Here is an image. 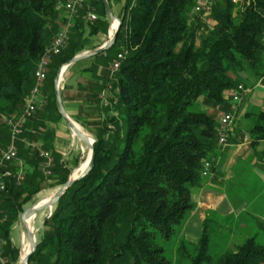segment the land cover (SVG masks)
Wrapping results in <instances>:
<instances>
[{
  "label": "trees",
  "instance_id": "obj_1",
  "mask_svg": "<svg viewBox=\"0 0 264 264\" xmlns=\"http://www.w3.org/2000/svg\"><path fill=\"white\" fill-rule=\"evenodd\" d=\"M64 1L0 0V146L9 140L8 125L2 120L22 111L23 98L35 81L37 59L60 26L57 14L65 11L58 3ZM90 1L73 17L65 48L49 62L46 100L57 118L53 92L57 70L86 50L87 34L96 35L109 23L102 0ZM111 1L106 0L110 9ZM220 1L223 5L213 8L211 30L200 35L199 45L196 25L189 23L188 16L194 0L121 3L116 39L102 53L89 56L100 64L92 62L81 69L88 80L77 82L85 92L84 101L99 111L97 96L109 79L106 67L120 54L111 81L118 89L115 101L104 107L103 117L96 112L93 165L53 203L27 264H170L164 256L165 242L193 211L192 189L210 174L218 147L219 116L200 110L198 98L226 113L227 91L236 84L247 87V72L255 79L264 76V0H239L238 6L231 0ZM87 10L96 16L90 25L83 19ZM44 111L39 108L24 120L16 141L18 155L0 198V216L5 218L0 235L5 253L14 259L19 249L10 241V229L24 205L48 179L57 186L67 180V165L52 147L54 134L44 131L50 114ZM248 133L254 144L264 139L263 111L255 114ZM24 140H39L44 150L53 152L55 166L48 178L43 177L38 151ZM206 160L210 172L202 176ZM18 169L24 180L17 186ZM200 227L190 244L193 257L188 264L211 260L205 220ZM177 253L187 256L184 243ZM214 264H264V248L250 237L232 252L223 251Z\"/></svg>",
  "mask_w": 264,
  "mask_h": 264
},
{
  "label": "rangeland",
  "instance_id": "obj_2",
  "mask_svg": "<svg viewBox=\"0 0 264 264\" xmlns=\"http://www.w3.org/2000/svg\"><path fill=\"white\" fill-rule=\"evenodd\" d=\"M123 1L124 0H122V2ZM212 1L213 2L210 5L208 10L207 9L202 10V11H199V13L193 12L194 7H192L189 10V13H188L189 23L196 25L197 31H196V36H195V40H196L195 44L197 45H199L198 42L200 39V35L206 30H211L210 28H211L212 21H213V15H212L213 8L217 7L218 4L220 6L223 5V2L220 0H212ZM194 2H196V0H194ZM238 2L234 4V6H238ZM111 5H112V1H111ZM64 14L65 13L61 11L60 9V12H58L57 14V21H61L60 26L58 27L54 35L51 36L50 40L47 42L45 47L50 43V41H52V39L55 38L56 33L63 26L65 22ZM118 15L115 17L118 18ZM91 23L92 22L88 21L87 25H90ZM116 23L109 22L108 25L105 27V29L104 30L101 29L99 32H97L98 34L96 35L87 34V39L84 42V47L86 50L83 52H86L94 48L97 49L99 47L98 46L99 43L101 42L103 43L104 41H106V39L110 37V35H112V30L114 29ZM101 45L102 44H100V46ZM261 56H263L264 58V53H261ZM91 62H96V64L98 63L100 64V62L95 59L94 61H91ZM49 64L47 66L46 73L49 69ZM112 65L113 63L109 65L108 67H106V69H108L109 79L105 81V85L102 87L101 92L97 96L98 104L102 106V109L97 111V108L92 103H90L89 105L87 102H85L83 99L85 92L81 89L77 88V90H75L74 92V95L70 97V100L72 99L74 102H76L75 104H73V107H75V111L73 115H69V113L68 114L66 113V115L69 117V119H71V121H73L76 124V127H78L82 132H84L90 138L89 141H91V139L94 138L96 124H97L96 120L98 119L96 118L97 113L100 114L98 116L103 117L104 107L112 105L111 103L115 101V95L118 93V89H113L112 82H111L113 81V76H114L113 72L115 70V69H112ZM66 68L63 69L61 76H60L61 80L58 83V91H60V95L62 93L61 82H62V78H64L63 75L65 73ZM46 73H45V80H46ZM246 74H247L246 76L247 88L250 90L252 89L254 93L264 92V87H263L264 86V76L261 78L255 79L254 77H252V75L249 72H247ZM82 75L85 76V81L83 82H86V80H88V77L85 74H82ZM45 80L44 82H47ZM49 90L50 88L47 85L46 89L43 91L44 92V95H43L44 102L42 105L43 107H40L41 109L45 110L44 111L45 115H46V112L48 113V111L50 113L45 118L46 121H45L44 131L45 132L51 131L53 134L54 130H53L52 125L58 124V123L65 124L66 133H68V139H67L68 141L65 147L66 151H64L63 154H61L55 148L54 149H55V152L57 153L56 156L58 157V159L67 165V168H68L67 173H66L67 179L70 177L74 178L78 176V173L81 171L79 168H81L86 163L89 157L90 149L86 144H84V142L80 141L75 136H73V133L70 132V129L68 128L67 123L64 119H62L61 117L57 118L55 116L54 106L50 105V102L48 99L46 100L47 95H49ZM53 92H54V85H53ZM248 95H249L248 93L245 95V97L243 98L244 101H245V98L248 97ZM263 98H264V95H263ZM60 100L62 104L61 97H60ZM198 104H199L198 108L200 110L207 111L209 114H211L215 118H217L220 115V113L223 112V109H221L219 106L216 107L210 102H205V100H202V98H198ZM47 106L49 108L48 111L46 110ZM225 108L227 112L232 113L233 108L230 109V108H227V106ZM38 109L39 108H37L35 111H37ZM56 109H57V106H56ZM252 110L254 111L255 108H252ZM109 112H111V109L109 110ZM111 113L114 114L113 112ZM11 114L14 115L13 112ZM232 115L234 114L232 113ZM76 118L81 121H75ZM100 120H103V118H100ZM108 127L110 128V130L112 129V125L110 124H108ZM9 139H10V136H9ZM8 141L9 140H7L4 146H0V149H4ZM37 141L40 143V146H39L40 149H42L43 152L49 153L48 157L50 158V162H48L47 159L42 158V156L38 154V156L42 158L41 171L43 173V177L48 178L50 176L51 168L55 166L54 157L52 155L53 152L44 150V148H42V142L39 140ZM24 142L27 145L29 143H34V142H29L28 140H24ZM15 146H16V141H15ZM16 149H17V146H16ZM11 162L12 160L8 162L6 165L8 170H10V173H12L11 168H10V166L12 165ZM213 162L215 161L212 160V164ZM46 172H49L48 175L45 174ZM17 173H22V171L18 169L15 175ZM257 175L258 174L256 173H253V172L251 173L250 170L247 171V170L240 169L237 171V174L235 175L234 179L231 181V184H233L234 182H238L239 180L241 181L250 180V183L252 184L254 180L256 181L257 179H259ZM52 181H53L52 178L48 179L46 183H44L46 185L42 187V189H40L39 192H37V194L34 197H32L31 200H29L24 205L25 208L29 206L31 207L37 204V202L47 199L49 196H51V194L55 191L56 188L60 187V186L54 185ZM204 182H206V179L202 180V184H204ZM196 188L192 189V192L190 195L193 201L198 200L197 195L199 192L195 190ZM260 189H261L260 187L257 188L256 185L253 183V185L248 184L246 187L243 186V188H241V186H236L234 190L233 189L230 190V194H228V196L234 199L236 198V200H238L237 203H235V205L232 204L233 205L232 207H235L236 205L240 204L239 201L240 199H242V201L246 203L245 205H247L246 210L242 209L240 206L237 208V210H234L232 213H228L227 209L222 208V207L219 209H213V208L207 207V209H200V210L199 208L197 209L193 208V211L190 213V215L187 218H185L183 221H181L179 226L176 227L177 228L176 234L171 236L170 239L167 242H165L166 244H165V249H164V256L167 257L171 261L170 264H188L190 262L189 257H193L192 246L190 244H194V242L196 241L199 233L201 232L200 224L204 220L206 221V227H208V232H209L208 233L209 243H208L207 253L208 255H210L211 260L209 261L208 264H214L223 251L229 250L230 252H232L233 247L236 244H239L245 239H248L250 237H253L254 240H256L257 243L262 245V247L264 248V207H262L264 204L263 202L264 197L261 195H258L259 196L258 197L256 195V193H258V190L260 191ZM53 206L54 205L52 204V207L50 210L44 209V208L41 210H38L34 218L32 220H29L28 227L33 232V234H35V239H34L35 242H36V239L41 234L40 232H41V224L43 223V220H44L43 218H47L50 215V212L53 209ZM252 208H254V210L257 211V215L260 216L261 219L253 215V212L251 211ZM0 217L2 218V222L4 223L5 218L2 216ZM17 220L18 221H15L13 225H11L10 241L15 248L19 249L18 254L22 253L24 255L29 250L28 241L26 239L24 240L23 234H21V228H20L21 224L19 223V216ZM240 223H242V225L244 226L240 225ZM181 243H184L185 246L187 247L188 257L186 255H183V256L178 255L177 249L179 248ZM18 254L16 255V259L11 258L10 253H7L6 255H8V257L10 258L12 262H14V264H19L20 262L17 261Z\"/></svg>",
  "mask_w": 264,
  "mask_h": 264
},
{
  "label": "crops",
  "instance_id": "obj_3",
  "mask_svg": "<svg viewBox=\"0 0 264 264\" xmlns=\"http://www.w3.org/2000/svg\"><path fill=\"white\" fill-rule=\"evenodd\" d=\"M121 3L122 0H112L113 6L111 13L114 17L117 16L121 10ZM100 44H102V42L99 43L98 46H100ZM91 61L92 59L88 57L80 60L81 63L74 68L71 67V65L67 66L63 75L64 78H62L61 82V99L62 104L65 106V111L67 114L69 113V115H73L75 111L73 104L76 102L72 99L70 100V97H72L75 90H77V82L85 81V76L81 74L80 70L87 68L92 63ZM46 87L47 85L45 82L41 84L40 92H42V97ZM247 93L249 95L245 98V101L243 99L244 96L241 102L233 108L232 113L234 115L230 124L231 130L226 137L225 146L222 145L221 147L218 145V148L215 149V162L212 164L210 170L211 174L205 176L204 179H206V182L201 184V187L198 186V188L195 189L199 192L197 195L198 200L194 201L196 202L194 205L196 209H207V207L219 209L222 207L226 208L228 213H232L240 206L242 209L246 210L247 205H245L246 203L242 201V199L239 201L240 204L232 207L238 200L229 197L228 194H230V190H234L236 186H241V188H243V186L246 187L248 184L253 185L254 183L257 188H261L256 195L264 197V139L254 144L248 133L252 126L253 119H255V114L258 113V111L264 112V92L254 93L251 89ZM252 108H255V110L253 111ZM52 126L54 130L52 147L63 154V152L66 151L65 147L68 141L66 126L64 123H58ZM240 169L250 170L251 173L258 174L257 176L259 179L256 181L254 180L252 184L250 180H239L231 184V181ZM262 207H264V204ZM251 211L255 217L260 218L254 208H252ZM240 225H242V223H240Z\"/></svg>",
  "mask_w": 264,
  "mask_h": 264
},
{
  "label": "built area",
  "instance_id": "obj_4",
  "mask_svg": "<svg viewBox=\"0 0 264 264\" xmlns=\"http://www.w3.org/2000/svg\"><path fill=\"white\" fill-rule=\"evenodd\" d=\"M86 1L90 0H67L62 3H58V6L64 9V17L65 22L63 26L59 29V31L56 33V36L50 43L45 47L44 52L40 57L38 58L36 62V69L33 71V77L35 78V81L29 90L28 96L23 98V104H22V111L19 114H9L6 116V118H3L2 122L7 124L8 126V135L10 136V139L7 143V145L4 147V149H0V198H2L3 193L5 191V179L8 178L11 173L10 170L6 167L7 163L11 160L16 158V155L18 153V149H16L15 141L20 136L21 129L23 126V120L25 118H29L33 112L40 107H43V97L42 92H40L41 84L45 80V73L48 66V62L51 58V56H55L60 54L62 48L64 47L66 40H68V33L73 26V17L77 14V11L79 9L81 10L85 4ZM235 4L238 2V0H231ZM212 0H196V5L193 8L194 13H199V11L202 10H208L210 5L212 4ZM84 20L93 22L96 20V16L92 10H87L83 17ZM120 58V54L116 55V59L113 62L112 69H116L119 65L118 59ZM250 89L247 87H244L243 85L236 84V86L232 87L231 90L227 91L226 96L229 99V108H234L235 105L241 102L242 97L245 95L246 92H248ZM233 119L232 113L229 112H221L218 119V134H217V145H225L226 144V137L229 134L231 127L230 123ZM28 146L31 149H36L39 151V155L42 156V158L47 159L48 162H50V158L48 157V152H43L42 149H40V143L38 141H35L34 143H29ZM210 167V161L206 160L205 163L202 164V176L207 175ZM49 172H46L45 174L48 175ZM16 180V185H19L22 180L24 179L23 173H17L14 176ZM2 222V218L0 217V224ZM23 254H18V260L20 261L22 259ZM0 264H14L6 255L5 249H4V242L3 237L0 235Z\"/></svg>",
  "mask_w": 264,
  "mask_h": 264
},
{
  "label": "water",
  "instance_id": "obj_5",
  "mask_svg": "<svg viewBox=\"0 0 264 264\" xmlns=\"http://www.w3.org/2000/svg\"><path fill=\"white\" fill-rule=\"evenodd\" d=\"M102 3L104 5V13L106 18L109 20V22H113L115 19L117 21V23L115 24L114 29L112 30V35H110V37L108 39H106V41H104L102 43L101 46H99L97 49H91L88 50L86 52H81L79 54H75L74 57H72L69 61L64 62L63 65L60 66V69L57 70L56 74H55V79H54V92H55V106H57L58 109V114L60 115V117L62 119H64L67 123L68 128L70 129V132L73 133V136H75L77 139H79L80 141L84 142V144H86L89 149H90V153H89V158H88V162L86 164V167H83V169L78 173V176L72 178H68L64 184H62L59 188H56L55 191L51 194V196H49L46 200L43 201H39L37 202V204L33 205V206H29L27 208H25L21 214L19 215V223L21 224L20 228H21V234H23V239L28 241V248L29 250L23 255L22 259L19 261V264H27L26 260L28 255L33 252L35 250V234H33V232L29 229L28 227V222L29 220H32L35 216V214L37 213L38 210L41 209H48L50 210L52 207V204L60 197L64 194L66 187H68L70 184H72L74 181L78 180V178L82 177L84 174H86L90 168L93 165V161H92V157H93V147H92V142L93 139H91V141H89V137L82 132L80 129H76L74 127V123L73 121H71V119H69V117L66 115L65 112V108L64 106L61 104V100H60V91H58V83L61 80V72L63 71L64 68H66L67 66H70L72 64H74L75 61L79 60V59H85L88 56L92 55V54H99L102 53V51H104L105 49L109 48L114 40L116 39V32L118 30L119 24H121V19L114 17L111 13V9L109 8V5H107L106 0H102Z\"/></svg>",
  "mask_w": 264,
  "mask_h": 264
},
{
  "label": "bare ground",
  "instance_id": "obj_6",
  "mask_svg": "<svg viewBox=\"0 0 264 264\" xmlns=\"http://www.w3.org/2000/svg\"><path fill=\"white\" fill-rule=\"evenodd\" d=\"M89 2L92 3L91 1H89ZM89 2H88V3H89ZM93 10H94V9H93ZM113 22L116 23V19H115ZM64 48H65V47H64ZM62 49H63V48H62ZM104 51H105V50H104ZM61 73H62V72H61ZM262 79H263V78H262ZM244 96H245V95H244ZM244 96H243V97H244ZM243 97H242V98H243ZM73 123H74V122H73ZM74 127H75L76 129L78 128V127H76V124H75V123H74ZM78 129H79V128H78ZM216 145H217V144H216ZM224 146H225V145H224ZM221 147H222V145H221ZM217 148H218V147H217ZM88 158H89V157H88ZM87 160H88V159H87ZM87 162H88V161H86V163H85L81 168H79V169L82 170L83 167H86ZM45 200H46V199H45ZM42 201H43V200H42ZM28 224H29V222H28Z\"/></svg>",
  "mask_w": 264,
  "mask_h": 264
}]
</instances>
